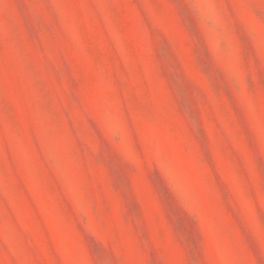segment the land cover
I'll use <instances>...</instances> for the list:
<instances>
[{
  "label": "rangeland",
  "instance_id": "374dc122",
  "mask_svg": "<svg viewBox=\"0 0 264 264\" xmlns=\"http://www.w3.org/2000/svg\"><path fill=\"white\" fill-rule=\"evenodd\" d=\"M0 264H264V0H0Z\"/></svg>",
  "mask_w": 264,
  "mask_h": 264
}]
</instances>
